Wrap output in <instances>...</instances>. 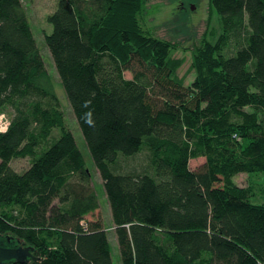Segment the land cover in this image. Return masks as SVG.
Returning a JSON list of instances; mask_svg holds the SVG:
<instances>
[{"label": "trees", "instance_id": "16d2710c", "mask_svg": "<svg viewBox=\"0 0 264 264\" xmlns=\"http://www.w3.org/2000/svg\"><path fill=\"white\" fill-rule=\"evenodd\" d=\"M142 2L56 0L44 35L103 182L119 261L264 264V206L232 182L264 172V0H210L221 34L195 51L188 86L175 75L183 60L170 57L173 45L139 26ZM6 108L0 234L35 249L29 264H112L104 224H81L95 211L90 199L69 205L67 183L87 178L85 162L22 0H0V114ZM144 150L145 171H115ZM25 157L24 172L10 167Z\"/></svg>", "mask_w": 264, "mask_h": 264}, {"label": "rangeland", "instance_id": "374dc122", "mask_svg": "<svg viewBox=\"0 0 264 264\" xmlns=\"http://www.w3.org/2000/svg\"><path fill=\"white\" fill-rule=\"evenodd\" d=\"M22 1L34 38L40 49L44 66L52 78L55 92L60 100V110L65 120V128L73 134L85 162L84 169L87 178L83 180L75 175L67 183L68 198H70L69 205L74 203L77 196L90 199L95 211L91 216L88 214L87 220L85 219L81 224L85 226L88 220L101 221L106 228L111 245L112 264H121L112 228L110 206L105 195L102 179L91 160L76 120L64 96L59 78L55 73L50 54L44 44V35L51 32L50 25L46 23V16L52 12L56 0ZM137 20L146 34L173 45L170 57L183 60L175 75L184 80L185 86L190 85L194 78V72L190 66L195 51L201 48L205 41L215 42L221 34L220 23L216 13L210 6V0H143ZM123 76L125 79L132 78L129 71H125ZM12 114V110L6 108L3 115L0 114V121L5 117L9 125ZM259 118L262 121L261 114H259ZM0 123L2 124V122ZM1 126L4 127V124ZM58 134L59 131L54 130L53 136L55 137ZM148 156L149 154L144 150L131 158H121L114 169L118 173H126L127 171L141 173L145 171L147 164L150 163ZM31 161L29 157L15 158L10 162V167L17 173H22L30 166ZM203 163L204 159L202 157L191 159L188 161V167L191 171H195ZM232 182L237 187L247 190L250 202L264 206V172L240 173L232 178ZM54 204L59 205L57 200L54 201Z\"/></svg>", "mask_w": 264, "mask_h": 264}, {"label": "water", "instance_id": "95a60500", "mask_svg": "<svg viewBox=\"0 0 264 264\" xmlns=\"http://www.w3.org/2000/svg\"><path fill=\"white\" fill-rule=\"evenodd\" d=\"M38 259L33 247L16 237L0 234V264H29Z\"/></svg>", "mask_w": 264, "mask_h": 264}, {"label": "built area", "instance_id": "2783aa9c", "mask_svg": "<svg viewBox=\"0 0 264 264\" xmlns=\"http://www.w3.org/2000/svg\"><path fill=\"white\" fill-rule=\"evenodd\" d=\"M2 115H3V114H2ZM0 122H2V124L0 123V131H1V132H4V131L7 129L8 121L6 120L5 117H3V118H2V121H0ZM3 124H4V127L1 126V125H3Z\"/></svg>", "mask_w": 264, "mask_h": 264}]
</instances>
